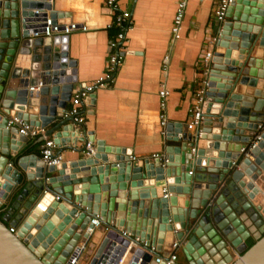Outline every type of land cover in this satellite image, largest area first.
Returning <instances> with one entry per match:
<instances>
[{
  "label": "water",
  "instance_id": "obj_1",
  "mask_svg": "<svg viewBox=\"0 0 264 264\" xmlns=\"http://www.w3.org/2000/svg\"><path fill=\"white\" fill-rule=\"evenodd\" d=\"M42 1L0 0V264H63L96 216L100 225L89 246L106 228H111L108 236L124 228L145 242L136 250L140 264H151L153 254H168L173 241L186 264H264V194L258 205L251 199L261 182L264 192V139L250 156L240 154L264 122V0H229L223 19L215 22L212 56L204 67L200 122L192 130L187 123L175 125L177 135L170 140L179 141V154L152 160H130L124 150L101 149L103 142H97L94 155L80 157L72 117H63L76 77L68 76V57L55 56L56 48L44 56L46 88L27 90L28 77L42 67L36 46L44 39L33 41L22 28L28 10ZM9 116L43 128L56 121L45 136L75 151L77 159L38 164L24 154L29 137L6 125ZM14 206L23 207L11 223L16 233L7 224ZM24 221L25 235L20 233ZM250 237L255 242L249 246ZM101 247L86 262L88 248L84 262L102 264L107 256Z\"/></svg>",
  "mask_w": 264,
  "mask_h": 264
},
{
  "label": "crops",
  "instance_id": "obj_2",
  "mask_svg": "<svg viewBox=\"0 0 264 264\" xmlns=\"http://www.w3.org/2000/svg\"><path fill=\"white\" fill-rule=\"evenodd\" d=\"M47 1L57 12L60 21H75L87 27L85 31H73L68 35L67 57L74 65L76 83L87 84L96 80L105 71L108 40L116 33L115 28H110L112 10L105 0ZM177 2L178 0H118L119 8H126L131 12V26L122 43V62L113 81L97 87L86 99L88 109L84 130L97 147H100L97 142H103L105 146L100 147L101 149L118 148L124 150L129 159L133 157L134 160H152L155 159L154 154H168L172 158L179 154V141L170 139L177 135L175 125L189 122L197 93L203 87L201 56L207 50L212 52V43L216 36L215 22L218 21L215 10L219 0H188L180 35L174 39L171 28ZM48 41V38H44L36 46L39 48L38 58L41 61L38 66L42 67L33 73L39 78L42 68L49 64L44 59L47 51L52 48ZM167 53L170 54L166 72L169 95L166 103L167 123L162 126L158 89L162 59ZM247 88L252 90L251 87ZM258 88L262 89L261 86ZM69 105L70 100L66 108ZM171 123L174 125L168 130L167 125ZM55 124L56 121L46 126L45 133L55 128ZM58 132L55 131V134ZM42 136L30 137L23 149L28 157H34L38 164L48 167L40 155ZM48 137L53 138L52 135ZM204 142V139H200L199 146L202 147ZM63 155L64 160L71 162L78 157L75 151L68 149L63 151ZM83 155L81 152L80 157ZM186 170H193L191 162L187 163ZM53 174L55 173H48V176ZM259 186L262 187V182ZM252 202L258 205L256 201ZM22 208H10V221L7 223L9 226H13L11 223ZM3 214L0 212V215ZM100 237L94 236L92 242L95 246H90L87 250L91 253L89 258L97 248ZM254 242L255 239L250 237L248 245ZM101 248L102 252L106 250V246ZM234 254L237 255L235 251ZM86 262L82 257L80 264ZM151 264L156 262L152 261Z\"/></svg>",
  "mask_w": 264,
  "mask_h": 264
},
{
  "label": "built area",
  "instance_id": "obj_3",
  "mask_svg": "<svg viewBox=\"0 0 264 264\" xmlns=\"http://www.w3.org/2000/svg\"><path fill=\"white\" fill-rule=\"evenodd\" d=\"M188 0H178L176 12L174 16L173 26L171 28V32L174 39H177L180 35L181 25L183 21V17L185 14V8ZM106 4L110 7L113 13V20L110 24V28L113 27L116 30V33L113 38L108 40V57L105 63V71L99 76L96 80L87 83V84H78L72 90L70 97V105L63 113V117H72V125L75 128L74 133L75 137L80 138L78 145L82 148V153L90 157L95 154L97 151V146L94 141L87 137V134L84 130V123L86 112L88 109V103L86 99L89 98L97 87L104 86L109 82L113 81L114 74L117 71L119 65L122 62V58L124 55L123 48V40L125 39V33L131 26V12L126 8H119L117 6L118 0H105ZM229 0H219V3L215 10V15L217 20L223 19V14L226 6L228 5ZM30 12L29 19L25 22L26 27L22 28V30L29 31V39H40V38H48L50 42V46L52 48H56L57 50L54 52L61 56L63 59L64 56L67 55V41L68 35L73 31H85L87 27L83 24H80L75 21H60L57 18V12L54 11L53 6L47 0H43L40 6H36L28 10ZM56 15V16H55ZM212 52L205 51L201 56L202 63V74L206 73L204 67L206 66L207 61L211 58ZM67 62V66L65 69H68V76H73L75 72H73L74 67L69 65L68 58H65ZM55 61L54 59H52ZM170 54L167 53L163 56L162 59V75L159 81V106H160V124L165 126L167 123V115H166V103L168 100L169 90L167 88L166 81V72L167 67L169 65ZM56 70V69H52ZM51 70V71H52ZM33 72V71H32ZM45 72H41V78L36 76L34 73L33 76L28 77V83L26 88L30 92H38L41 91L45 86L48 85V77L44 74ZM37 78H33V77ZM202 79V83H203ZM202 89L197 93V98L193 108L191 109V117L189 122H187V126L190 130L194 129V127L200 122L201 119V106L203 103L202 97ZM6 125L9 126H17L19 128V132L27 137H36L43 135V142L40 147V155L41 160L45 165L54 166L62 163L64 161L63 151L66 149H61L60 146L54 141L53 138L45 136V130L43 127L30 125L29 123L24 122L21 118L17 116H9L6 120ZM264 139V122L258 123L257 130L254 131L252 138L247 143L246 147L241 148L240 154L242 157L250 156V152L259 144L261 140ZM82 144V145H81ZM163 155L154 154L153 157L161 158ZM130 159L134 160L133 157ZM234 166H238L235 161L232 163ZM192 171L190 170L189 173ZM166 194H164L165 196ZM55 199H58V196H55ZM100 218L94 217L91 219V223L94 227L90 228L87 226V229L81 236V238L77 241L76 245L70 251L69 255L66 257L65 262L63 264H80L82 261V257L85 254V251L90 247L89 242L91 241V237L94 234L95 227L100 225ZM10 232L16 233L18 228L16 226H9ZM111 232V228H106L104 233L101 235L100 240L96 245L94 253L90 258H92L97 250L103 244V241H106L103 246H106V261L102 262V264H123L125 260L128 259L127 264H130L134 258H137L135 261L136 264H140L143 260L142 254H137L136 250L138 247L144 248L145 242L141 241L138 236L130 237V233L127 232L124 228H120L118 231V235L108 236V233ZM87 235L85 236V234ZM120 236L124 240H126V244L122 242V240H118L117 236ZM149 249V250H148ZM148 251L150 253L153 252L154 246L149 245ZM178 243L177 241H173L168 254L165 256L153 254L152 259L156 263L164 262V264H175L178 259L177 254ZM121 252L118 261L115 263L116 253ZM88 259V262L90 260ZM87 264V263H86Z\"/></svg>",
  "mask_w": 264,
  "mask_h": 264
},
{
  "label": "bare ground",
  "instance_id": "obj_4",
  "mask_svg": "<svg viewBox=\"0 0 264 264\" xmlns=\"http://www.w3.org/2000/svg\"><path fill=\"white\" fill-rule=\"evenodd\" d=\"M261 141H262V140H261ZM261 141H260V142H261ZM263 141H264V140H263ZM263 176H264V175H263ZM257 185H258V184H257ZM257 190H258V191H257L255 194H252L251 199L254 200V201H256V202L259 204V203H260V200H261V195L264 194V192L260 191V186H259V185H258ZM46 199H47V198H45V199H43V200L41 201V204H42V205H44V201H45ZM48 199H49V198H48ZM263 205H264V199H263ZM39 209H42V206H40ZM29 219H31V218L29 217ZM26 224H28V221H24L21 230L19 229V230H20V233H22L23 235H25L26 232H27ZM23 229L25 230V232L23 231ZM104 252L106 253V250H105Z\"/></svg>",
  "mask_w": 264,
  "mask_h": 264
},
{
  "label": "rangeland",
  "instance_id": "obj_5",
  "mask_svg": "<svg viewBox=\"0 0 264 264\" xmlns=\"http://www.w3.org/2000/svg\"><path fill=\"white\" fill-rule=\"evenodd\" d=\"M177 254L179 255L177 263L181 262L179 264H186V261H185V258H184V255H183L181 249H179V248L177 249Z\"/></svg>",
  "mask_w": 264,
  "mask_h": 264
},
{
  "label": "trees",
  "instance_id": "obj_6",
  "mask_svg": "<svg viewBox=\"0 0 264 264\" xmlns=\"http://www.w3.org/2000/svg\"><path fill=\"white\" fill-rule=\"evenodd\" d=\"M251 245V244H250Z\"/></svg>",
  "mask_w": 264,
  "mask_h": 264
}]
</instances>
